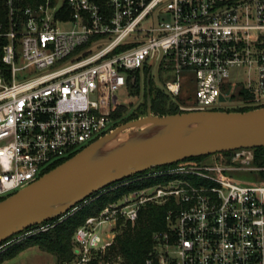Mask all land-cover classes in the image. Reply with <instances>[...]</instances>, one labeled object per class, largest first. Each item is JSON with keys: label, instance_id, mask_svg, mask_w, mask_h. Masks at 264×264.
I'll use <instances>...</instances> for the list:
<instances>
[{"label": "built area", "instance_id": "2783aa9c", "mask_svg": "<svg viewBox=\"0 0 264 264\" xmlns=\"http://www.w3.org/2000/svg\"><path fill=\"white\" fill-rule=\"evenodd\" d=\"M5 7L0 199L110 134L118 92L144 69L158 65L160 89L173 101L184 82L193 86L191 106L179 107L191 112L218 108L230 70L241 67L240 93L249 96L242 106L264 108V0H41L23 9L7 0ZM255 150L185 159L118 182L110 191L141 187L85 219L69 264L103 257L118 222L134 224L146 205L167 210L144 264H264V160ZM241 172L258 175V186L234 183L230 175Z\"/></svg>", "mask_w": 264, "mask_h": 264}, {"label": "water", "instance_id": "95a60500", "mask_svg": "<svg viewBox=\"0 0 264 264\" xmlns=\"http://www.w3.org/2000/svg\"><path fill=\"white\" fill-rule=\"evenodd\" d=\"M150 78L149 71L145 116L116 127L0 201V243L62 217L112 184L147 170L240 148L264 150V108L239 113L191 111L156 117L152 114ZM127 131L130 132L124 135Z\"/></svg>", "mask_w": 264, "mask_h": 264}, {"label": "trees", "instance_id": "16d2710c", "mask_svg": "<svg viewBox=\"0 0 264 264\" xmlns=\"http://www.w3.org/2000/svg\"><path fill=\"white\" fill-rule=\"evenodd\" d=\"M40 1L41 0H13V4L14 7L23 9L27 5H34ZM6 2L7 0H0V21L4 24H6L8 14L5 7ZM147 73L148 69L143 70V76H139V74L134 73L136 78L135 83L130 84L129 87V89L132 90L133 95L139 96L143 92V96L146 98L145 82ZM156 90L158 91L152 93L151 99L152 114L154 116L158 117L183 113L178 111L177 107L169 102L171 99L164 93L163 90L159 87ZM241 95L244 102L249 100V96L246 93L241 92ZM166 101H168L167 104H165ZM255 109L249 106H243L233 112L239 113ZM125 111L126 108L120 106L112 115L115 128L121 124L120 121L124 116ZM128 120L130 121L129 118L126 119V121ZM255 151L258 158L260 160H264L263 149L257 148ZM65 161L66 160L63 162ZM63 162L50 167L47 172L62 165ZM119 183H114L89 197L85 201L81 202L75 210L70 211L62 217L48 220V222H44L38 226H33L30 229L16 234L22 235V233H28L26 234V237L16 241L14 244L9 243L8 246L1 251L0 264L16 258L19 253L33 247L39 249L43 253L55 256L57 264H69L74 258L72 250L73 233L77 228L81 227V225L85 223V219L91 216H96L102 209L120 199L125 193L141 187L140 185H130L128 188H117L110 192L112 186L118 185ZM2 200L4 199H0V201ZM166 210L167 208L163 206L157 207L154 205H146L140 211L137 221L134 224L130 222H121V224L116 227L117 232L115 234L114 244L111 248V253L115 254L114 258L116 260L110 263L109 261L111 257L103 259L98 257L88 264H99L100 261H103L104 264H144L146 258L153 249V233L161 231L164 228L165 223L163 218ZM13 237L0 243V245L10 242Z\"/></svg>", "mask_w": 264, "mask_h": 264}, {"label": "rangeland", "instance_id": "374dc122", "mask_svg": "<svg viewBox=\"0 0 264 264\" xmlns=\"http://www.w3.org/2000/svg\"><path fill=\"white\" fill-rule=\"evenodd\" d=\"M145 28H149L151 27L149 22L144 23ZM230 76H229V84L228 86L231 88H228V90L223 93V95L219 98L218 104L220 105L218 108H216V111H226V112H233L238 110L240 107L242 106L241 103V93H240V88L239 86L241 85L242 81H244L246 79V71L245 69L238 67V68H232L230 70ZM142 72H137V74H139V76L143 75L141 74ZM152 76L149 82V90H150V96L152 99V93L158 91L156 90L158 87L161 88L163 85V79H162V74L159 73L158 71V65L153 69L152 71ZM143 86V84H142ZM184 88L186 91L180 95L179 97H177L176 99L173 100H169V102L172 103V105H175L178 109V111L180 112H187V111H182L180 110V106L182 107H190L191 102L193 101V94H194V89L193 86H189L188 84H186L184 82L183 84ZM130 87V86H129ZM145 87H146V82H145ZM240 94V96H239ZM118 102L122 107L126 108V111L124 112V116L121 119V124L120 125H124L126 124V119L129 118L130 121L133 120H137L139 118H142L143 116H145L146 114V110H147V106H146V98L145 96H143V92L139 95V96H135L132 93V90L130 89H123L120 90L118 92ZM168 101L165 102V104H167ZM166 116H170V115H166ZM126 121V122H124ZM119 125V126H120ZM145 128V127H143ZM139 130V129H136ZM128 132L127 131L124 133V135H126ZM124 141V140H122ZM111 147V146H110ZM231 180L238 184L239 186H248V187H255L258 186V182H259V176L257 175H252V174H248V173H234L231 174ZM112 192V191H110ZM115 202V201H114ZM76 209V208H75ZM73 209V210H75ZM72 210V211H73ZM122 221L118 222V225L121 224ZM104 232L108 233L111 232V228L109 226H106L104 228ZM26 234L28 233H22V235H16L15 237H13L11 239L10 242L8 243H4L2 245H0V253L1 251L6 248L8 246L9 243H16V241L21 240L22 238L26 237ZM73 248V245H72ZM112 248V247H111ZM111 248H109L106 251V254L101 257V259L103 258H108L111 257L110 259V263H112L114 260H116L114 257L115 254L111 253ZM98 257H96L95 259H97ZM2 264H57V259L55 256L51 255V254H46L41 252L39 249L33 247L31 249H28L24 252H21L17 255L16 258L6 261Z\"/></svg>", "mask_w": 264, "mask_h": 264}, {"label": "crops", "instance_id": "0c3cea01", "mask_svg": "<svg viewBox=\"0 0 264 264\" xmlns=\"http://www.w3.org/2000/svg\"><path fill=\"white\" fill-rule=\"evenodd\" d=\"M26 251V250H25ZM24 252V251H23Z\"/></svg>", "mask_w": 264, "mask_h": 264}, {"label": "bare ground", "instance_id": "6f19581e", "mask_svg": "<svg viewBox=\"0 0 264 264\" xmlns=\"http://www.w3.org/2000/svg\"><path fill=\"white\" fill-rule=\"evenodd\" d=\"M147 128V127H146Z\"/></svg>", "mask_w": 264, "mask_h": 264}]
</instances>
